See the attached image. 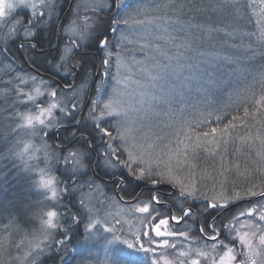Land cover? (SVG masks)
I'll list each match as a JSON object with an SVG mask.
<instances>
[{
	"label": "rangeland",
	"instance_id": "rangeland-1",
	"mask_svg": "<svg viewBox=\"0 0 264 264\" xmlns=\"http://www.w3.org/2000/svg\"><path fill=\"white\" fill-rule=\"evenodd\" d=\"M33 2L39 5V0H33ZM96 2L106 4L112 3L111 0H96ZM128 2L132 3L134 6L138 5L140 10L144 12V15L135 17L137 20L147 21L148 18L156 16L151 13L154 10L148 3H144V1L139 0H128ZM8 3L16 4V7L13 9L5 7L6 15L5 17H0V34L2 37L9 39L14 36L18 29L20 30L21 28H31L33 32H38V29L48 27L50 23L59 16V9L63 4V0H54V9L51 13H49L45 8L38 7V12H45L41 22H37V17L32 14L33 9L28 7L26 4H20L18 0H5V4ZM73 3L74 6L72 8V13L66 22V27L63 29V35L65 37L68 36V41L61 43V41L58 40L60 41L59 45L61 44L60 56L62 55L66 45L76 43V41L77 43L85 44V41L95 40L96 33L94 32V28L96 26V22L99 20L98 14L100 12L106 13L111 9H97L93 6L94 0H74ZM154 5L157 4L155 3ZM18 10H25L28 12L32 27L25 25L23 18L17 15ZM59 18H57V20ZM117 18L123 19L124 17H116V19ZM85 24L89 25L87 29L85 28ZM106 24H108V22H102L101 26ZM98 26L99 25H97V27ZM114 27H116L115 24ZM173 27H169L168 24L163 21L156 24H149L146 22L143 25H120L119 30L114 33L113 41V44H118L120 46L104 49V58H108L106 56L107 51H112L114 53L119 52L121 57L131 65L130 70L127 72L122 71L121 74L117 76L116 59L115 57L109 58V65L111 66L108 67L107 70L110 75L108 77H102V75H100V77L97 78V84L93 89L94 92L90 96L89 89L86 93L84 88L82 89L77 85H74L72 79L70 80V84L61 86L57 90L56 88H52L49 82L40 76L21 75L23 80L20 79L21 77L18 78V88L19 90L22 89V91H19V97L15 99V101L6 103L9 107L15 106V117L13 118L10 129V131L13 132L14 137L6 152L0 156V168L7 166L9 171L13 170V173L10 175L8 181L7 174H2L8 185V188H6L4 184L3 189L4 194L8 195V198H5L7 201V210L8 212L12 211L10 216L14 213L13 209L15 212L18 211V215H21L26 222V228L23 230L24 225L18 224L15 219L13 225H11V221L8 222L10 224L5 229H8V232H0V264H39L43 259L49 258L51 255L54 256V259L59 261V264H120L122 258H129V250L123 241L127 240L129 243H132L134 237L141 235L143 232H149V235L143 236V241L145 242L146 247L149 239H154L158 242L153 245V247L157 248L155 258L160 259L161 255H166L167 258L173 262V264H180L181 261H183V264H191L192 259H198L200 264H210L208 257H200L194 251H191L190 256L188 257H181L179 255L181 252H189L191 249L198 248L209 251L210 254L215 256L218 260L219 256L217 253L222 255L229 247H234L237 251L243 247L239 237L236 235V231H239L241 234L249 231L250 229L247 225L250 220L254 223H259L257 214H254L253 217H248L247 215L241 217L238 215L237 219L239 221L232 223L235 231L230 230L229 225L226 227L228 240L226 242H222L221 239H217V241L213 242L206 238L204 239L206 241H203L198 238H191L188 235L156 237L154 231L155 223L151 218L153 211L151 212V215L137 211L138 207H142L145 202H148L146 199L138 198L137 201H127L119 192L115 193L108 191L102 182L94 179H86L87 176H84L85 172L88 170L86 159L90 156V154L87 153L85 149L75 147L62 150L59 146H57V141L54 142L50 139L52 134H58L56 128H44V126L37 124L36 129L38 134L36 136H31L30 129L26 127H17L18 124L23 123L21 116L17 115L18 113H31L36 115L39 114V110L41 108H47L51 103L55 102L59 104V107L53 109L52 116H44L46 122L55 117L62 124H64L72 116L74 117L78 114H82L83 112H87L90 124L96 126V123H99L101 127L106 126L113 131L112 125L116 124L115 119L106 117L102 121L94 122L90 118V112H95V114L98 115L103 103L107 101L108 96L111 94V90L117 87L116 81L113 80L112 77H116L118 80L127 75L132 80L141 79V65L135 63V61H143L145 56L148 54L147 49L144 52L140 51L141 47L145 43H151L153 45L160 44L162 47H166L171 55H177V49L173 46V44L168 42L166 39H161V37H166L167 35L164 31L165 28H167L169 33L176 36L178 30L173 31ZM12 29H15V31L13 32ZM10 32L11 34H9ZM77 32L84 33L83 40H80L77 37ZM122 35L127 36L128 40L131 42H123L121 40ZM175 42L179 43L180 41L178 42V40H176ZM75 50L76 49H74V52ZM157 58L160 59L161 63H167V60L160 57ZM204 59L205 57L203 54L196 55L195 52L187 49L183 50V56L180 57V62L184 64H193L198 68H203L201 61ZM59 63L64 64V67L68 65V61H60ZM104 69L102 68L101 73ZM62 71V74H68L67 71ZM183 75L189 76L190 74L185 72ZM191 75H194L195 79L185 81L183 84L179 82L176 83L177 92L183 93L182 97L177 96V100H183V103H173L171 109L166 106H161L156 109V113L158 114L149 113L148 117L142 120L143 127L140 128L137 134L140 142L151 143L154 141L156 136H162L164 139L156 142L158 148H165L166 151L167 149L165 146L168 145L169 140H172L173 143L171 144V147L175 149L177 145L175 143L172 129L178 127L181 120L203 119V116L200 115L203 113L207 116L208 124H202L201 127H207L211 123L217 121L216 117L218 115H223L222 113L224 109L227 107V104L230 103H220L218 101L220 94L218 92H214V90L219 87L218 83L211 82L209 79L205 78L206 75H202L200 73H193ZM30 77H35V81L30 79ZM102 79L104 81L103 84L101 83ZM181 79L183 80V77H181ZM120 87H124V85H121ZM36 88H39L43 95H37L35 92ZM51 89H55L57 91V96L54 98L49 95ZM127 91L135 93L138 89H136L135 85H132L127 88ZM28 93L36 96L35 102L27 100ZM243 93L245 92L242 88L232 89L226 97L233 99L235 97H239ZM125 99H127V97H125ZM73 104L77 105V107L72 108L71 106ZM180 108L184 109L183 113L178 110ZM65 109L70 111L72 115L65 116ZM165 113H168L169 115L166 116L164 115ZM173 113L175 114L172 115ZM209 113H211V115H208ZM140 115L143 116V113ZM3 116L4 120H11L10 113L7 114L3 112ZM169 124L172 125V127H166V125ZM196 130L198 132H202L201 129L197 128ZM44 132H47L48 135L44 136ZM144 133H147V141L144 140ZM113 135H116L115 131H113ZM216 139L219 141V147L209 144L207 147L214 149L212 152L199 150L195 153L194 159L190 155L189 165H186L183 169L176 173L178 178L182 179L184 183L187 184L188 180L186 177L188 173L194 172L196 174V184L198 190L209 197L222 190L221 183L225 180L226 183H223V191L226 195H231V190L234 188L236 182L244 183L251 181L249 180L252 175V171L249 170L250 166L257 169L259 164V157L257 155L260 151L259 149L232 152V148L230 147L232 134L221 135L218 133L216 134ZM28 140H31L34 145V148L30 150L33 154V158L29 159L28 154H25V159L28 160V163L34 169H36L31 173H26L23 170L24 166L21 160L10 154L11 152H15L23 147L21 141ZM247 142L248 141L246 140L245 144ZM43 143L48 145V150L50 152H54L58 159L51 161L45 159V150L42 147ZM106 143L107 139L103 147L104 152L106 151ZM112 144L114 147L119 146L115 140L112 141ZM180 147L181 149L183 148L182 145ZM101 148L102 146L99 144V149ZM69 151H77L84 154L83 162L86 167L82 169L79 174L75 175V179L74 176H70L71 165H66L64 163V157L68 155ZM188 151L191 153V149ZM117 154L120 155L122 160L127 158L123 153ZM231 154L232 156H230ZM97 159L100 161L102 170H107V172L112 174L113 172L115 173L121 169L126 176L131 177L128 175L127 170L123 167L118 169L107 167L103 156H98ZM92 164H94V162ZM39 169H44L48 175L57 178L56 186L60 191V196L57 200H51L50 194H48V199H46L44 195L45 190L38 189L36 187L40 176ZM245 169L248 170V174H245ZM221 173H223V175H221ZM262 173L264 172H260V175H262ZM80 176H84L85 178L82 177L80 179ZM201 176H207V179H200ZM66 178H68V182L63 181L64 179L66 180ZM15 181L16 184H13ZM142 181H145V183L152 187L159 185L169 186L168 192L171 193L174 191V198H182L183 201H189L192 199H184L179 194V187H174L169 183L153 185L147 180ZM16 185L17 187H22V190L17 195H14L13 191L16 192L17 190L14 188ZM65 188L68 190L63 191ZM81 200L84 201L83 205L80 203ZM258 202H260V200L253 202V204H250L248 208ZM53 208L60 213L58 220H54V222H57L58 226L56 229L50 230L52 234L51 237L43 240L40 248H34L33 244L36 243V241H33V244H30L29 240H32L33 236L39 235L40 218L44 213ZM152 208L153 207L151 205L150 211ZM248 208H245L244 211L246 212ZM73 216L77 218L75 222L73 221ZM43 218L46 219L47 217L43 216ZM93 221H99V223H97L94 228L89 229L87 225ZM241 224L246 226L241 227ZM168 225L169 224L161 226V230L165 232H173L169 229ZM75 226L80 229L74 232ZM191 228V225L183 223L182 226L177 227L178 230L174 232L189 233L192 232L190 231ZM107 229H112V231H108ZM65 230L68 232L67 237L64 236ZM74 233H76L75 236ZM77 236H79L77 238L79 240L76 243L77 246L75 247V244L73 246L68 245L70 240L74 241V238ZM114 236H119L120 240L113 241ZM25 237H27V239H25ZM163 239L169 240V243L175 244L176 247L174 249L159 247V242ZM22 240L24 241L23 243H21ZM59 240H65V244L63 246L60 245L57 243ZM136 242L139 243V240ZM221 242L223 244L222 247H220ZM213 243L217 244L216 252L211 251V245ZM253 243L258 244V239H253ZM205 245H208L209 247L205 248ZM29 252H31V255L26 256ZM132 255L137 261V264H151V260L153 258L152 253L145 255L143 252H135ZM53 263V261L49 262V264ZM161 264H163L162 260Z\"/></svg>",
	"mask_w": 264,
	"mask_h": 264
},
{
	"label": "snow or ice",
	"instance_id": "snow-or-ice-1",
	"mask_svg": "<svg viewBox=\"0 0 264 264\" xmlns=\"http://www.w3.org/2000/svg\"><path fill=\"white\" fill-rule=\"evenodd\" d=\"M20 4H26L28 7L33 9V15L37 17V22H41L45 12H38L37 8L42 7L48 10L49 13L54 9V0H39V5L33 0H18ZM264 3V0H262ZM94 7L99 8H111L112 4L106 3H97L94 0ZM114 6L118 10L117 16L124 17L123 19L117 18L113 21L116 27H112L111 31L116 33L119 30L120 25L127 26L129 24H140L143 25L146 22L149 24H156L158 22H166L169 27H173V31H179L184 33L180 36H174L168 32L167 28L164 31L167 33L166 37H161V39H166L168 42L172 43L173 46L177 49V55H171L166 47H162L160 44H151L145 43L140 51L144 52L146 49L148 50V54L145 56L143 61H135V63L141 65L140 74L141 79L132 80L129 76L125 75L121 79H116V77H112L113 80L116 81L117 87L111 90V94L108 96L106 102L103 103L99 114L96 115L95 112H90V118L96 121H102L104 118H111L116 120V124L112 125L113 131H115L116 135H113V131H110L107 127H101L99 123H96V127L101 134V139L107 138L106 143V151L102 153L104 157V162L107 167L118 169L123 167L127 170L129 176L138 179V180H147L153 185L160 183H169L174 187H179L180 195L184 199L188 198H202L207 201L206 207L208 208H219V207H227L234 201H240L247 197H259L260 202L255 205L249 207L246 212L241 211L239 215L241 217L247 215L248 217H253L254 214L258 215L259 223H254L252 220L249 221L247 227H249V231L241 234L239 231H236V235L239 237L241 244L243 247L237 251L234 247L227 248L226 251L223 252L222 255L217 253L219 259L217 260L215 256L211 255L209 251L201 250V249H191L189 252H181L179 255L181 257L190 256L191 251L196 252L200 257H208L210 264H264V183L261 185H252V187H246L239 191L233 188L231 190V195H226L223 191V183H226V180L221 183L222 190L220 192L215 193L213 196L209 197L205 195L203 192H200L197 188L196 184V174L194 172H189L187 175L188 183L185 184L182 179H179L176 173L183 169L186 165H189V157L195 158V153L199 150L212 152L214 149L208 148L207 145H215L219 147V141L216 139V134L220 133L221 135H231L229 129H234L236 127L233 124V120L238 119V117H232V120H229L227 124L224 125L223 128L212 127L209 131L198 132L196 129L200 128L201 125H207L208 119L203 113L200 115L203 116V119L196 120H181L178 127L172 129V133L175 139V143L177 147L173 149L171 144L172 140H169L168 145L165 148H158L157 141H162L164 137L156 136L154 141L151 143L140 142L138 140V132L141 127H143L142 120L148 117L149 113H156V109L161 106H166L169 109L172 108L173 103H183V100H177V96L183 95L182 92H177L176 83L179 82L183 84L185 81H190L195 79L193 73H200L202 75H208V69L213 65L219 62L227 61L229 63L235 64L237 63V56L233 55H224V56H216L205 58L201 61L203 64V68H198L193 64H184L180 62V57L183 56V50L191 49L193 47V42L196 39L194 33L196 31H203L206 29L207 35L209 38L216 33L224 32L228 38L233 36V32H228L226 27L217 28L215 26H205L200 24H191L188 25V30L186 31L184 28V24L190 20L195 19V14L197 13H206L208 9H211L213 12L223 13L225 9L231 7L233 9L239 10V8L244 5H240L238 0H217L215 4H209L207 7L204 6L200 0H161V2L157 5L153 6L154 11H159L160 15L153 16L145 20H137L136 16L144 15L139 8V6H134L132 3H129L128 0H114ZM5 7L8 9H13L16 7V4L8 3L5 4V0H0V17H5ZM146 11V10H145ZM262 16L261 20L258 21L259 27V40L261 44H264V9H261ZM89 25L85 24V28L87 29ZM14 32L15 29H12ZM74 31V29H73ZM235 31V30H233ZM22 33L26 37L34 38L35 33L31 30V28H23ZM11 34V32L9 33ZM77 37L80 40L84 39V33H76ZM203 37H201L202 39ZM179 39V43L175 41ZM121 40L123 42L130 43L128 37L125 35L121 36ZM100 47L104 49H108L109 47H119L118 44H112V42L107 38L103 37L99 40ZM21 47H29L34 48L35 45L30 41L26 45H21ZM80 44L71 43L70 45H66L62 55L60 56L61 61H69L75 55L74 49L80 48ZM235 48V45H233ZM249 52L252 56L256 55V49L254 47L249 48ZM71 54V55H69ZM106 56L108 58L102 59V65L105 66L104 71L101 73L102 77H108L109 71L107 70L109 65V58L115 57L116 59V68H117V76L121 74V72H127L130 70L131 65L121 57L119 52L107 51ZM157 57L163 58L167 60V63H161L160 59ZM261 59H264V49L261 50ZM58 67H64V64L58 65ZM80 67V65H73L72 67L67 68L68 74H73L76 68ZM187 72L190 75L184 76L183 74ZM183 77V80L181 79ZM257 83L260 84L261 94L259 99H255L253 102L257 106L256 111L261 112L264 110V70H261L257 73ZM23 80V78H20ZM33 81H35V77H30ZM171 82V83H170ZM87 81L85 80L81 87L83 88L86 85ZM103 84V79L101 80ZM124 85V87H120ZM135 85L136 91L128 92L127 88ZM19 91H22L19 90ZM37 95H43L39 88L35 89ZM75 94V93H74ZM51 97L57 96V91L55 89H51L49 92ZM127 97V99H125ZM138 97V98H137ZM27 100L35 102L36 96L31 93L27 94ZM59 107V104L53 102L47 108H41L39 110V114L33 115L31 113H18L17 115L21 116L23 123L18 124L17 127L28 128L30 129V135L36 136L37 129L36 125L44 126V128H59L64 125L53 117L51 120L47 122L44 119V116H52L53 109ZM72 108H76L77 105L73 104ZM194 107V106H189ZM181 113H183L184 109H178ZM65 111V116H71L72 113L70 111ZM143 113V116L140 114ZM173 113L172 115H174ZM164 115H169L165 113ZM208 115H211L209 113ZM244 115L247 117L249 115L248 109H244ZM171 118V117H169ZM223 119L222 116H217L216 120L220 121ZM260 126L264 128V119L258 121ZM166 127H172V125H166ZM75 135L76 133H72ZM48 133L44 132V136H47ZM82 135V134H81ZM144 140L147 141V133L143 134ZM242 142L252 139L251 136H242L239 137ZM256 139L260 141L261 150L257 153L259 157V164L256 171L264 172V135H257ZM117 141L118 147H114L112 141ZM23 147L16 150L15 152H11L10 154L13 157H17L23 163V170L26 173H31L35 171L29 163L28 160L25 159V154H28L29 159L33 158V154L30 150L34 148V145L31 140L21 141ZM183 146L181 149L180 146ZM44 148V155L46 160H56L58 159L55 156L54 152H50L48 150V145L46 143L42 144ZM191 149V153L188 151ZM117 153H123L126 155V159H121L120 155ZM166 157V158H165ZM84 161V154L77 151H69L68 155L64 157V163L66 165L70 164V176H75L79 174V172L86 167ZM135 166V167H134ZM238 167V166H237ZM40 176L39 180L36 184L38 189L45 190L44 195L45 198L48 199V194H50L51 200H57L60 196V191L57 189V178L54 176L48 175L44 169H39ZM245 174H248V170L245 169ZM223 175V173H221ZM200 179H207V176H201ZM119 185L121 187L124 186L125 181L124 178H119ZM256 189V190H254ZM65 188L63 191H67ZM80 203L83 205L84 201L81 200ZM160 197L158 194H153L148 202H145L142 207H138L137 211L142 213H148L151 215L152 211H155L154 208L151 209L152 204H159ZM182 215L181 216H171L170 219L177 223L186 220L187 218L194 216L192 208H181ZM46 216L47 218H43ZM40 218V232L39 235L33 236L32 240H29L30 244H33V241L36 243L33 244L34 248H40L43 240L51 237V229H56L58 224L54 222V220H58L60 213H58L54 208L48 210L43 214ZM160 214L157 213L158 223L154 225V231L156 237H166V236H187V232H165L161 230V226L167 225L169 223V219L159 218ZM77 218L73 216V221L75 222ZM235 219V217L233 218ZM99 223V221H93L87 225L89 229L95 227V225ZM246 225L241 224V227H245ZM213 232H218L214 225L209 226ZM229 229L235 231V228L229 224ZM108 231H112V229H107ZM201 233H203L204 227L201 225L198 229ZM259 233V235H258ZM149 235V232H143L141 235L134 237L132 243L124 240L123 243L127 245L128 257L122 258L120 264H137V261L133 257V253L135 252H143L145 255L148 253L153 254V258L151 260V264H161V260L163 264H173L171 260L167 258L166 255H161L160 259H156L157 248L153 247L154 244L158 242L154 239H149L147 241V247L145 246V242L143 241V236ZM64 236H68L67 230L64 232ZM27 239V237H25ZM87 239V238H86ZM209 239L213 242L217 241L218 236L213 235L209 237ZM253 239H258V244L253 243ZM119 236H114L113 241H119ZM139 240V243L136 241ZM24 241L22 240L21 243ZM60 245L65 244V240L57 241ZM111 243V242H110ZM46 246V245H45ZM159 247L162 248H175V244H170L169 240L163 239L159 242ZM223 244L221 242L220 247ZM208 245H205V248H208ZM217 244L213 243L211 245V251L216 252ZM27 255H31V252L27 253ZM178 259V258H177ZM183 264V261L180 262ZM191 264H200L198 259H192Z\"/></svg>",
	"mask_w": 264,
	"mask_h": 264
},
{
	"label": "trees",
	"instance_id": "trees-1",
	"mask_svg": "<svg viewBox=\"0 0 264 264\" xmlns=\"http://www.w3.org/2000/svg\"><path fill=\"white\" fill-rule=\"evenodd\" d=\"M70 1L71 0H63V4L59 9V16L57 17L60 18L58 20L56 18L48 27L40 28L38 29V32L35 31L34 38L24 36L21 33L22 28L20 30L18 29L14 36L9 39L2 37L0 34V156L6 152L14 137V134L10 129L13 118L15 117V106L9 107L6 103L15 101V99L19 97L17 81L21 75L40 76L48 81L52 88H56L57 90L61 86L70 84L71 79L73 80L72 82L74 85L82 88L81 85L86 80L87 83L83 88L86 93L89 89L90 96L94 92L93 89L97 84V78L101 75L102 68H105V66L102 65L104 48L100 47L99 40L103 37H107L113 44L114 33L111 31V28L114 27L113 21L118 17V11L114 6V0H111L113 6L110 11H107L106 13L100 12L98 14L99 22H96L94 28V32L96 33L95 40L85 41V44H80L76 41L81 47L75 50V55L68 61L67 66L64 68L58 67V65H60L59 62L61 61V44L59 45V43L60 41L61 43L68 41V36L65 37L63 35V29L66 27V22L72 13L74 0L71 5ZM139 1L148 3L151 8H153L155 3L159 4L161 2V0ZM200 2L207 7L209 4L217 3V0H200ZM221 2H223V0H221ZM238 3L244 5L239 8V10L229 7L225 9L223 13H218L208 9L206 13L195 14V19H190L184 24L186 31L188 30L189 23H191L215 26L217 28L226 27L228 32H233L231 38H228L224 32L218 34L214 33L211 38H209L206 29L203 31H196L191 33L196 39L193 42V47L189 49L190 51L195 52L196 55L203 54L205 58L216 56L222 57L224 55L233 54L237 56L238 62L235 64L223 61L213 64L208 69V75H206L205 78L209 79L211 82L218 83L219 85V87L214 90V92L220 94L218 101L220 103L230 104H227V107L222 113L223 119L215 121L207 127L202 126L198 128L201 129V131H209L212 127L223 128L229 120H232V117H238V119L233 120V124H235L236 127L234 129H229V132L232 134L230 145L232 152L239 150L252 151V149L261 150L262 146L256 137L257 135H264V128L258 123V121L264 119V110L257 112V106L253 102L255 99H259L261 94L260 84L257 83V73L264 70V59H261V50L264 49V44H261L259 40L260 25L258 24V21L261 20V9H264V3H262V0H238ZM151 13L156 16L158 14L160 15L159 11H153ZM17 15L23 18L25 25H30L29 27H32L30 16L27 11L18 10ZM102 22H108V24L101 26ZM97 25L99 26L97 27ZM183 34L184 33L178 31L176 36ZM201 37L203 38L201 39ZM177 40L179 42V39ZM29 41L35 45L34 48L21 47V45H26ZM22 42H24V44H22ZM233 45H235V48H233ZM250 47L256 49L255 56L250 54ZM77 64L80 65V67L76 68L73 74L61 73L62 70L67 71L68 67ZM237 88H242L245 93L233 99L226 97L232 89L234 90ZM245 108H247L249 112L247 117L244 115ZM3 112L7 114L10 113L11 120H4ZM83 113L74 117L72 116L63 124V127L56 128L58 134H52L50 139L54 142L57 141V146L62 150L79 147L85 149L87 153L90 154L91 158L89 156L86 159V165L88 168L84 174L85 177L87 176L86 179H94L102 182L108 191L115 192L119 182L116 180L114 182H109L108 180L114 176H121L124 178L125 184L123 187L120 186L119 190L123 192L125 199L134 198L137 193L142 196L144 195L145 197H150L151 194H153V190L146 188L148 184L145 183V181L128 177L119 170L112 174L107 172V170H102L100 161L97 157L103 156V147L107 138L105 137L104 139H101V134L97 127L90 124L87 112ZM109 130L111 131L110 128ZM72 133L76 134L73 135ZM242 136H251L252 139L247 140L248 142L245 144V141L242 142L239 138ZM98 142L102 146L101 149H99ZM230 156H232V154ZM93 162L94 164H92ZM3 167L4 168H0V232H8V229L5 230L10 224L8 222L11 221V225H13L15 219L18 224L24 225L23 230H25L26 222L21 215H18V211L15 212L13 209L14 213L10 216L12 211L8 212L7 210V201L5 198H8V195L4 194L3 189L4 184L6 188H8V185L2 174H7L8 181L13 170L9 171L7 166ZM249 170L252 171V175L249 179L251 181L244 183L236 182L234 188L237 191L252 185H261L264 183V173L260 175V172L256 171L252 166H250ZM84 176H80V179ZM63 181L68 182L69 180L66 178V180L64 179ZM13 184H16V181L13 182ZM14 188L17 189L16 192L13 191L14 195H17L22 190V187H17V185L14 186ZM162 209L169 212L167 208L164 209V206H160V211H162ZM5 212H8L9 215ZM217 212L216 209L205 207L200 213V220L207 227L209 219H211ZM225 217V215L221 216L216 221L220 229H224L223 223ZM79 229V227L75 226L74 232ZM75 234L76 233H74V236ZM78 237L79 236L75 237L74 241L70 240L68 245L73 246L75 244L76 247V243L79 241L77 239ZM50 261H53V264H59V261L54 259L53 255L49 258L43 259L41 263L49 264Z\"/></svg>",
	"mask_w": 264,
	"mask_h": 264
},
{
	"label": "flooded vegetation",
	"instance_id": "flooded-vegetation-1",
	"mask_svg": "<svg viewBox=\"0 0 264 264\" xmlns=\"http://www.w3.org/2000/svg\"><path fill=\"white\" fill-rule=\"evenodd\" d=\"M72 1L73 0L70 1V5H71ZM73 6H74V3H73ZM27 26L29 27L30 25H27ZM22 44H24V42H22ZM119 171H122V170L119 169ZM95 174H96V172H95ZM119 178H121V176L120 177L114 176L113 178H111L108 181L109 182H114L115 180L119 181ZM119 188H120V185L118 183L117 188L115 189V193L119 192L122 195V197L125 199L123 192L121 190H119ZM146 188L153 190V194H158L160 197V203L159 204H152V207L155 209V211H153V213L151 215V218L154 220V223H158L157 213H159L160 214L159 218L169 219V223H168L169 225L168 226H169V229L173 232L178 230L177 227L182 226L183 223L189 224L192 227L190 230L192 232H189L188 236L191 238H198V239L203 240V241H206V240H204L205 238L209 239L208 237H211L213 235H217L218 239H221L222 242L228 241L227 240V234H226V230H227L226 227L230 223L232 225V223L239 221L237 219L239 213L241 211H244L245 208H248V206L250 204H253V202L260 200L259 197H247V198H244L240 201H234L233 203H231L227 207L215 208L216 211H218V212L211 219H209L208 225L206 227L204 225V223L200 220V213L206 207V204L208 203L207 201L203 200L202 198H197L194 200H192L193 199L192 198L189 201H183L182 198H174L173 197L174 191L171 193L168 192L169 186H166V185H159L156 187H152V186L147 185ZM153 194H151V196ZM151 196L145 197L144 195L142 196L139 193H137V196L135 195L134 198H131V199L128 198L125 200L137 201L138 198H144L147 201H149ZM178 203H179V205H178ZM160 206H164V209L167 208L169 210V212H167L166 210H163V209H162V211H160ZM181 208H192L195 215L187 218L184 221L179 222V224H178L177 222L172 221L170 219V217L173 215L181 216L182 215ZM211 209H213V208H211ZM224 215L226 216L224 219V223H223L224 229H220V227L218 226L216 221L218 220V218H220L221 216H224ZM234 217H235V219H233ZM221 224H222V222H221ZM174 225H176V226H174ZM201 225L204 227V230H205L203 233H201L198 230ZM212 225L215 226V228L218 230V232H213L211 230V228L209 226H212Z\"/></svg>",
	"mask_w": 264,
	"mask_h": 264
}]
</instances>
